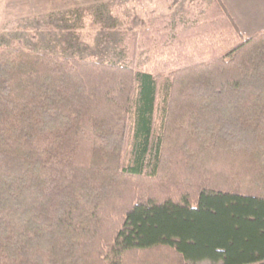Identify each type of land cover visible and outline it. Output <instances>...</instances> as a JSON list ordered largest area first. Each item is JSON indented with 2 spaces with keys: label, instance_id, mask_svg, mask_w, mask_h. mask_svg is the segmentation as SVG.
Instances as JSON below:
<instances>
[{
  "label": "trees",
  "instance_id": "16d2710c",
  "mask_svg": "<svg viewBox=\"0 0 264 264\" xmlns=\"http://www.w3.org/2000/svg\"><path fill=\"white\" fill-rule=\"evenodd\" d=\"M124 24L122 62L0 46V264L263 263L264 28Z\"/></svg>",
  "mask_w": 264,
  "mask_h": 264
},
{
  "label": "rangeland",
  "instance_id": "374dc122",
  "mask_svg": "<svg viewBox=\"0 0 264 264\" xmlns=\"http://www.w3.org/2000/svg\"><path fill=\"white\" fill-rule=\"evenodd\" d=\"M191 0H0V46H24L32 51L70 58L92 57L122 62L124 20L147 15L176 17L187 11ZM208 7L213 0H201ZM248 0H237L240 6ZM76 11L71 16L69 11ZM95 26H90V24ZM241 25L248 37L254 28ZM137 29L135 33H139ZM149 60L147 49L140 51L138 65ZM185 169L188 164L185 163ZM152 172V169H148ZM169 174V173H168ZM145 186L149 182H145ZM147 187V186H146ZM163 256V252L160 254ZM164 258V256H163ZM191 264H223L204 260ZM260 264H264L260 263Z\"/></svg>",
  "mask_w": 264,
  "mask_h": 264
},
{
  "label": "crops",
  "instance_id": "0c3cea01",
  "mask_svg": "<svg viewBox=\"0 0 264 264\" xmlns=\"http://www.w3.org/2000/svg\"><path fill=\"white\" fill-rule=\"evenodd\" d=\"M229 12L238 23L241 25L251 26L253 32L264 28V0H248L240 6L237 5V0H223Z\"/></svg>",
  "mask_w": 264,
  "mask_h": 264
}]
</instances>
